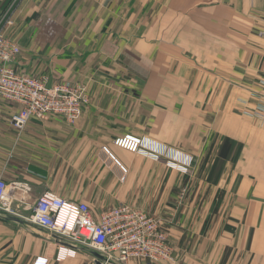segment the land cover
I'll list each match as a JSON object with an SVG mask.
<instances>
[{
  "label": "crops",
  "instance_id": "obj_1",
  "mask_svg": "<svg viewBox=\"0 0 264 264\" xmlns=\"http://www.w3.org/2000/svg\"><path fill=\"white\" fill-rule=\"evenodd\" d=\"M12 17L15 67L82 84L91 100L75 123L17 129L18 106L0 97V179L30 187L20 221L0 214V264H97L91 246L27 220L44 192L85 202L95 221L122 203L158 215L174 257L159 264H264V0H22ZM132 138L184 151L192 169H167ZM224 138L242 149L214 184Z\"/></svg>",
  "mask_w": 264,
  "mask_h": 264
},
{
  "label": "built area",
  "instance_id": "obj_2",
  "mask_svg": "<svg viewBox=\"0 0 264 264\" xmlns=\"http://www.w3.org/2000/svg\"><path fill=\"white\" fill-rule=\"evenodd\" d=\"M21 1L10 0L0 10V97L18 106V111L11 118L12 125L22 129L32 119L45 120L53 116L75 123L89 102L84 85L68 81L49 85L47 76L27 75L15 67L20 48L7 30L13 25L12 14ZM258 85L264 90V77L258 80ZM257 110L264 121V102ZM132 141L139 144V154L152 160L164 157L168 167L181 173H186L192 163V156L181 150L145 138H132ZM149 143L156 148H150ZM103 149L108 153L106 148ZM176 156L179 158L176 159ZM115 162L125 171L122 165ZM29 190L25 181L5 183L0 179V214L17 217V207L24 205ZM29 210V222L57 236L91 246L105 257V264L124 263L129 259L159 264L174 259L173 246L163 220L129 203L103 211L99 220L95 221L85 202H70L51 192H44ZM45 263L46 259L38 257L33 264Z\"/></svg>",
  "mask_w": 264,
  "mask_h": 264
},
{
  "label": "trees",
  "instance_id": "obj_3",
  "mask_svg": "<svg viewBox=\"0 0 264 264\" xmlns=\"http://www.w3.org/2000/svg\"><path fill=\"white\" fill-rule=\"evenodd\" d=\"M10 0H2L0 2V10L3 9ZM242 149V144L239 142H236L232 139L229 138H224L219 149H218V153H217V157L214 159L211 167L209 168V172H208V180L211 183H217L223 169L224 166L226 164V162H231L232 164H235L239 154L241 152ZM206 158L204 159L203 162V169L206 168ZM220 193L217 195V198L220 197ZM218 209V205L216 202V205L213 207V211L216 212V210ZM224 263V260H223Z\"/></svg>",
  "mask_w": 264,
  "mask_h": 264
},
{
  "label": "rangeland",
  "instance_id": "obj_4",
  "mask_svg": "<svg viewBox=\"0 0 264 264\" xmlns=\"http://www.w3.org/2000/svg\"><path fill=\"white\" fill-rule=\"evenodd\" d=\"M89 95V94H88ZM91 100V96L89 95V101ZM171 148H174V147H171ZM174 149H178V148H174ZM178 150H180V149H178ZM182 151V150H181ZM183 153H185L184 151H182ZM186 154V153H185ZM189 155V154H188ZM191 156V155H190ZM160 160H162L163 161V163H164V166L167 168V169H169V170H171V171H174V172H177L179 175H188V173L190 172V170L192 169V166H193V161H194V158L192 157V163H191V165H190V167L188 168V170H187V172L186 173H181V172H179L176 168H170V167H168L167 166V159L166 158H164V157H160L158 160H155V161H160ZM178 207H181L180 205H177ZM204 210L206 211L207 210V207H204ZM229 220H230V216H229V213H228V209L227 208H225V209H222V211H221V215H220V219H219V221H218V224H217V229L220 231V230H222L223 229V226H229V225H231L232 223L231 222H229ZM227 222H229L228 224H227ZM169 240H170V238H169ZM171 241V240H170Z\"/></svg>",
  "mask_w": 264,
  "mask_h": 264
},
{
  "label": "water",
  "instance_id": "obj_5",
  "mask_svg": "<svg viewBox=\"0 0 264 264\" xmlns=\"http://www.w3.org/2000/svg\"><path fill=\"white\" fill-rule=\"evenodd\" d=\"M5 217L6 219H9V220L20 221L17 217H14L11 215H7ZM92 254L95 256V260L97 264H103V262L105 261V257L103 255L95 251H92Z\"/></svg>",
  "mask_w": 264,
  "mask_h": 264
}]
</instances>
